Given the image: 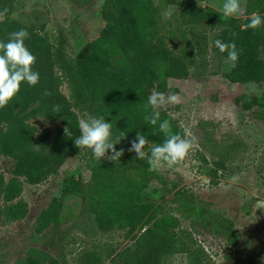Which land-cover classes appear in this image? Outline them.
<instances>
[{
	"label": "trees",
	"instance_id": "trees-1",
	"mask_svg": "<svg viewBox=\"0 0 264 264\" xmlns=\"http://www.w3.org/2000/svg\"><path fill=\"white\" fill-rule=\"evenodd\" d=\"M174 3L177 5L178 20L187 31L193 26L204 25L214 30L211 43L214 51L216 40L236 44L239 58L236 66H230L222 77L229 83L264 82V23L256 29L245 27L253 12L264 14L262 0H247L245 18L238 22L209 8L201 9L194 0H162L158 5L151 0H117L104 14L105 25L97 38L89 42L87 53L80 59H71L64 54L62 42L51 43L45 35H39L33 26L23 25L7 17L15 10V0H0V41L8 42L9 34L25 29L29 37L24 43L36 57L32 66L39 73V82L31 86L22 82L19 92L0 108V155L14 160L13 174L6 180L0 178V196L6 202L15 199L21 191L23 177L29 184H35L47 176L55 175L58 168L68 158L76 156L80 149L74 139L80 135L75 122L77 115L85 120L103 117L112 123V138L126 133L115 147L125 149L120 160L112 162L106 158L97 159L90 152V181L87 183L89 198L96 194L90 207L95 224L101 231L121 228L125 236L132 235L131 248L118 252L113 249L101 256L99 251L83 252L76 258V264H163L165 259L176 254L185 256V264H206L205 254L191 238L189 231L180 229L178 220L164 211L161 203L146 200L144 185L158 179L156 171L149 170L148 157L151 150L145 146V157L136 158L129 153L131 141L137 132L143 134L149 144H162L166 135L159 124L167 120L172 134L184 136L183 130L169 114L159 110L156 125L145 119L153 109L148 106V96L155 90L162 93H176L169 89L167 79L183 80L190 74L189 56L192 48L174 53L161 31L159 8ZM159 22V23H158ZM195 43V41H194ZM196 46V45H195ZM121 54L123 60H118ZM204 66V60H201ZM64 84L67 97L59 90ZM50 95H45V93ZM264 96V94L257 100ZM59 111H54L55 105ZM259 106L262 102L258 103ZM35 117H53L69 129L51 138L44 130L34 137L35 129L28 123ZM74 119L73 125L70 120ZM209 124L199 121L196 127L203 137L197 144L203 150L198 153L203 164V173L210 179L225 168V163L233 159L237 142L235 140L216 141L212 138ZM89 152L90 149H84ZM107 155H111V150ZM178 192L176 194H179ZM175 194V195H176ZM191 200L192 196L188 195ZM183 217L215 230L228 234L232 224L206 212H201L185 203ZM194 223V222H192ZM230 235V233L228 234ZM231 240V236H227Z\"/></svg>",
	"mask_w": 264,
	"mask_h": 264
},
{
	"label": "rangeland",
	"instance_id": "rangeland-1",
	"mask_svg": "<svg viewBox=\"0 0 264 264\" xmlns=\"http://www.w3.org/2000/svg\"><path fill=\"white\" fill-rule=\"evenodd\" d=\"M116 1L15 0V10L7 19L33 26L53 44L61 41L67 57L80 59L104 27V14ZM151 1L155 5L162 3ZM194 2L202 10L209 8L224 15L225 0ZM246 2L240 0L241 11L230 17L241 22ZM177 10L174 3L159 8L160 28L175 54L187 44L193 45L188 59L190 74L183 80H166L167 88L175 89L181 102L159 110L166 111L195 141L183 164L165 166L156 171L158 179L145 183L146 200L161 203L164 211L178 220L179 228L189 231L202 248L206 264H264V96L256 102L264 94V82H227L222 74L229 70L231 62L227 52L221 55L213 50L214 30L201 25L184 31ZM261 58L264 61V53ZM117 59L124 58L119 54ZM59 90L67 97L64 84ZM81 118L85 119L79 115L75 118L78 127ZM73 121H69L70 125ZM199 121L209 124L205 129L216 141L237 142L233 159L212 179L203 173L198 157L199 152L205 154L197 144L204 135L196 127ZM28 123L35 129L34 137L47 130L51 138L66 129L53 117H35ZM146 146L150 150L153 147L149 143ZM90 152L81 149L66 159L55 175L35 184L17 178L21 191L12 201L6 202L0 196V264H76L83 252L99 251L103 256L110 248L114 251L112 257L118 258V252L131 248L132 235L125 236V229L101 231L95 224L90 207L96 194L89 198L87 193ZM13 168L14 160L0 155V178L6 182ZM185 203L231 222L227 232L230 235L195 223L194 216L184 218ZM102 264H109L108 259ZM163 264H185V256L173 255Z\"/></svg>",
	"mask_w": 264,
	"mask_h": 264
},
{
	"label": "clouds",
	"instance_id": "clouds-1",
	"mask_svg": "<svg viewBox=\"0 0 264 264\" xmlns=\"http://www.w3.org/2000/svg\"><path fill=\"white\" fill-rule=\"evenodd\" d=\"M241 11L240 0H225L223 4V14L225 17H230L238 14ZM7 10L0 12V16L5 15ZM168 13H165L167 16ZM264 23L259 13L253 12L250 17V22L245 26L247 28L256 29ZM29 37V33L25 29H20L9 34L8 42L0 41V108L5 107L8 102L19 92L22 82H27L34 86L39 82V73L33 71L32 66L36 62V57L25 46V39ZM215 46L220 52H227L228 61L231 66L235 67L239 58V53L236 50V44L224 43L221 40H216ZM50 95V93H45ZM180 97L175 93L157 92L153 90L148 96V106H151L153 112L151 116L145 117L152 125H156L160 118L158 109L165 107L168 104H179ZM60 106L57 104L54 111H59ZM80 135L74 139V144L77 148L90 149L97 159L106 158L109 161L116 162L124 155L125 149L121 148L117 151L115 145L121 142L122 138L126 137L125 132H121L119 137L112 138V123L105 121L103 117H91L87 120L81 118L79 120ZM159 129L166 135L165 141L160 145H155L151 148V154L148 157L149 170L157 171L183 164L188 153L193 148L195 138L190 132L185 131L184 136L180 134H172L170 124L164 120L159 124ZM67 136L71 135L69 129H65ZM131 147L127 149L129 153L134 152L136 158L143 159L145 157V146L149 143L146 137L137 132L136 137L130 142ZM111 150V155H107Z\"/></svg>",
	"mask_w": 264,
	"mask_h": 264
}]
</instances>
